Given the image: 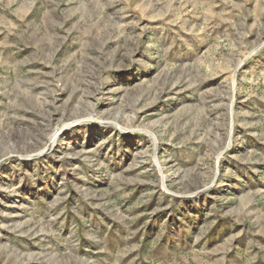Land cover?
<instances>
[{
  "label": "rangeland",
  "instance_id": "obj_1",
  "mask_svg": "<svg viewBox=\"0 0 264 264\" xmlns=\"http://www.w3.org/2000/svg\"><path fill=\"white\" fill-rule=\"evenodd\" d=\"M0 264H264V0H0Z\"/></svg>",
  "mask_w": 264,
  "mask_h": 264
}]
</instances>
